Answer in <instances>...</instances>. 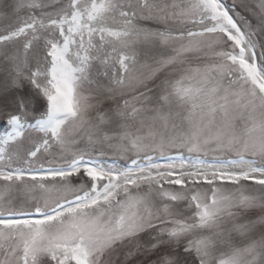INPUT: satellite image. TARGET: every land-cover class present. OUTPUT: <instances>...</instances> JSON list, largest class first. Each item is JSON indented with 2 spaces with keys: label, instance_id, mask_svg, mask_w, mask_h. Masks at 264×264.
Returning <instances> with one entry per match:
<instances>
[{
  "label": "snow or ice",
  "instance_id": "6c2138e0",
  "mask_svg": "<svg viewBox=\"0 0 264 264\" xmlns=\"http://www.w3.org/2000/svg\"><path fill=\"white\" fill-rule=\"evenodd\" d=\"M0 264H264V0H0Z\"/></svg>",
  "mask_w": 264,
  "mask_h": 264
},
{
  "label": "rangeland",
  "instance_id": "374dc122",
  "mask_svg": "<svg viewBox=\"0 0 264 264\" xmlns=\"http://www.w3.org/2000/svg\"><path fill=\"white\" fill-rule=\"evenodd\" d=\"M226 3H231V0H226Z\"/></svg>",
  "mask_w": 264,
  "mask_h": 264
}]
</instances>
